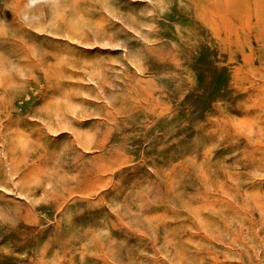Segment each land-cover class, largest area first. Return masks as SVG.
I'll return each mask as SVG.
<instances>
[{"label":"rangeland","instance_id":"374dc122","mask_svg":"<svg viewBox=\"0 0 264 264\" xmlns=\"http://www.w3.org/2000/svg\"><path fill=\"white\" fill-rule=\"evenodd\" d=\"M0 264H264V0H0Z\"/></svg>","mask_w":264,"mask_h":264}]
</instances>
